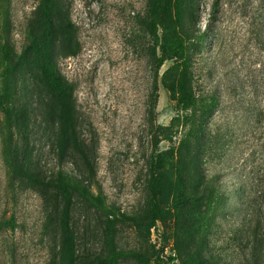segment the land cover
<instances>
[{
	"label": "rangeland",
	"instance_id": "1",
	"mask_svg": "<svg viewBox=\"0 0 264 264\" xmlns=\"http://www.w3.org/2000/svg\"><path fill=\"white\" fill-rule=\"evenodd\" d=\"M212 1L0 0V264H264L231 182L247 167V15L219 0L213 18ZM176 35L192 91L219 100L188 151L180 63L156 65Z\"/></svg>",
	"mask_w": 264,
	"mask_h": 264
},
{
	"label": "trees",
	"instance_id": "2",
	"mask_svg": "<svg viewBox=\"0 0 264 264\" xmlns=\"http://www.w3.org/2000/svg\"><path fill=\"white\" fill-rule=\"evenodd\" d=\"M237 1L243 7V14L247 15V38L250 39L253 50L247 56V125L245 124L241 128V130L247 129V167L244 164L242 168L240 167L238 170L234 169L231 182L233 183V196L247 204V233L250 234L249 237H251L250 240L254 247L257 245L264 246V0ZM42 2L45 7L54 5V0H42ZM161 2L162 0H149V6L153 13L158 11ZM218 6L219 0H213L210 10L213 18L218 11ZM194 37L196 40H203L205 38L204 30L198 31ZM43 40L45 45L48 46L50 40L49 31L45 32ZM187 50V41L182 36L176 35L170 46L163 49L156 58L157 67L165 60L172 58L178 60L180 63L177 77L182 89L176 98L175 107L177 111L183 113L182 116L187 125L183 137L180 139L181 145L185 146V151L196 147L192 139L196 135L198 136L199 133L200 138H206L202 134V130H211V128L206 123H202L204 127L206 125L203 128L199 123L203 122V119L215 107H218L219 104L218 97L214 94L205 92L195 95L192 91L188 76ZM47 69L46 71H49ZM46 79L48 80V78ZM57 85H59L58 82ZM8 102L9 100L5 93L3 95L2 107L7 120L11 116V108L7 104ZM196 108L199 110V114L194 113ZM199 125H201V130H199ZM217 125L212 130L215 132L217 138H221L219 133L220 124L217 123ZM224 135L226 136V134ZM238 147L241 151L240 145ZM179 162L180 160H177L173 165L177 177H180L183 171L179 166ZM150 169L148 185L151 208L150 219L146 225L147 229L154 227L158 219L157 201L154 194L156 160H151ZM61 187L64 189L63 186ZM109 225L112 226L111 221ZM120 255L121 252L111 250L110 257L112 259ZM169 258L171 260L174 259L171 256Z\"/></svg>",
	"mask_w": 264,
	"mask_h": 264
}]
</instances>
